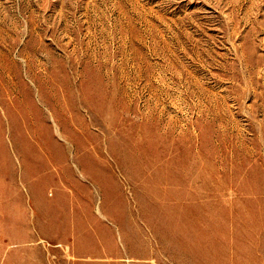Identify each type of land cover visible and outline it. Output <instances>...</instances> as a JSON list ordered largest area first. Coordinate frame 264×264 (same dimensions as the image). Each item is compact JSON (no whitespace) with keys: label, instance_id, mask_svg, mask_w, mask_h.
Instances as JSON below:
<instances>
[{"label":"rangeland","instance_id":"1","mask_svg":"<svg viewBox=\"0 0 264 264\" xmlns=\"http://www.w3.org/2000/svg\"><path fill=\"white\" fill-rule=\"evenodd\" d=\"M0 264H264V0H0Z\"/></svg>","mask_w":264,"mask_h":264}]
</instances>
